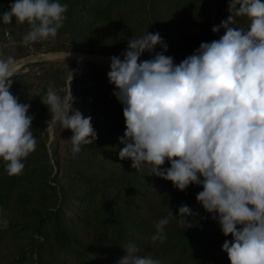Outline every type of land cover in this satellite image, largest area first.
Here are the masks:
<instances>
[{
    "label": "trees",
    "instance_id": "trees-1",
    "mask_svg": "<svg viewBox=\"0 0 264 264\" xmlns=\"http://www.w3.org/2000/svg\"><path fill=\"white\" fill-rule=\"evenodd\" d=\"M13 2L0 0V43L7 31L22 42L30 30L27 22L17 23L15 17L11 24L3 23L2 13ZM59 2L69 5L66 19L56 37L48 39L66 40L67 51L120 55L130 39L159 32L168 46L164 54L177 64L202 42L219 39L224 29L213 33L212 27L230 14L229 0ZM250 23L247 16H239L233 26L247 30ZM160 51L158 45L140 59H151ZM36 79L31 73H15L10 89L20 103L31 106L28 114L34 117L31 128L37 146L23 160L20 175L9 176L0 158V218L8 221L7 229L0 230V264H118L129 244L161 264H230L222 245L231 236L225 237L218 220L197 202L202 186L192 184L180 191L171 181L150 175L149 169L136 170L131 160L119 159L125 118L107 75L73 83V108L91 117L97 139L73 155L70 130L65 165L48 147L51 115L41 99L49 88ZM162 167L170 163L166 160ZM182 204L193 210L191 223L180 224L174 217L165 227L166 239L153 242L156 223L171 211L178 215Z\"/></svg>",
    "mask_w": 264,
    "mask_h": 264
},
{
    "label": "clouds",
    "instance_id": "clouds-1",
    "mask_svg": "<svg viewBox=\"0 0 264 264\" xmlns=\"http://www.w3.org/2000/svg\"><path fill=\"white\" fill-rule=\"evenodd\" d=\"M68 7L59 0H14L2 21L27 22L30 30L22 40L27 46L55 38ZM227 10L228 18L212 27L224 34L202 42L180 63L164 54L168 46L159 32H146L109 58L107 77L125 118L119 159L131 160L133 169H149L180 191L202 186L197 202L218 220L223 235L231 236L222 245L230 264H264V2L229 0ZM239 16L250 19L247 30L233 26ZM158 45L162 51L140 59ZM16 71L15 59L0 55V158L9 176L22 173L23 160L37 146L31 106L10 91ZM73 101L71 91L61 97L53 88L41 99L51 115L47 128L70 129L75 155L81 145L93 144L97 133ZM166 160L170 167L164 168ZM193 214L187 204L176 216L171 211L156 223L152 241L166 239L165 227L174 217L190 224ZM7 227V219L0 218V230ZM124 249L118 264H161L140 255L135 244Z\"/></svg>",
    "mask_w": 264,
    "mask_h": 264
},
{
    "label": "rangeland",
    "instance_id": "rangeland-1",
    "mask_svg": "<svg viewBox=\"0 0 264 264\" xmlns=\"http://www.w3.org/2000/svg\"><path fill=\"white\" fill-rule=\"evenodd\" d=\"M4 42L5 44L0 45V55L4 58L12 56L15 61L27 56L67 51L66 40L54 41L47 38L27 46L22 42L15 41L13 38L10 40L6 39ZM23 53L27 55L23 56ZM69 70L73 72L72 81L70 80L71 73ZM109 71L96 66L90 60L73 59L57 60L41 63V65L36 64L32 67H23L16 73H31L35 77H39V79H36L38 83H41V85L45 84L48 88L55 89L58 93H62V95L60 94L61 97H65L69 94V89L72 88L73 83L80 84V81L83 80L90 83L96 76L107 75ZM64 82H66V85H63ZM69 132L70 129L62 130L59 125H56L53 129L48 128V147L51 154H55L62 165L66 163Z\"/></svg>",
    "mask_w": 264,
    "mask_h": 264
},
{
    "label": "water",
    "instance_id": "water-1",
    "mask_svg": "<svg viewBox=\"0 0 264 264\" xmlns=\"http://www.w3.org/2000/svg\"><path fill=\"white\" fill-rule=\"evenodd\" d=\"M95 57L109 59L111 56L101 53H86L78 50L58 51L53 53H46L36 56H27V57L19 58L16 60V67H17V71H19L23 67H27L29 65L41 64L45 62H53L57 60H73V59L89 60Z\"/></svg>",
    "mask_w": 264,
    "mask_h": 264
},
{
    "label": "bare ground",
    "instance_id": "bare-ground-1",
    "mask_svg": "<svg viewBox=\"0 0 264 264\" xmlns=\"http://www.w3.org/2000/svg\"><path fill=\"white\" fill-rule=\"evenodd\" d=\"M89 60L93 64H95L96 66H98V67L104 68L107 71L110 70V59H108V58H98V57H95V58H92V59H89Z\"/></svg>",
    "mask_w": 264,
    "mask_h": 264
},
{
    "label": "built area",
    "instance_id": "built-area-1",
    "mask_svg": "<svg viewBox=\"0 0 264 264\" xmlns=\"http://www.w3.org/2000/svg\"><path fill=\"white\" fill-rule=\"evenodd\" d=\"M12 37H11V34L7 31L6 33H5V40L6 39H8V40H10ZM3 45V44H5V42H3V43H0V45ZM69 86V85H68ZM68 88H70V87H68ZM70 91H71V89H69V93H70Z\"/></svg>",
    "mask_w": 264,
    "mask_h": 264
}]
</instances>
